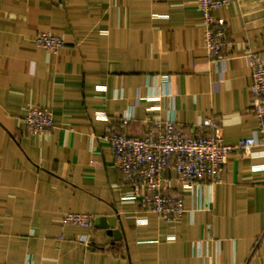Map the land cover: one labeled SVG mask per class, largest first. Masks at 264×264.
<instances>
[{
  "label": "crops",
  "instance_id": "crops-1",
  "mask_svg": "<svg viewBox=\"0 0 264 264\" xmlns=\"http://www.w3.org/2000/svg\"><path fill=\"white\" fill-rule=\"evenodd\" d=\"M213 16L231 44L211 59L196 0H0V264H264V155L231 153L221 180L191 187L173 173L187 211L165 219L100 136L142 135L152 119L199 136L212 118L227 143L259 140L249 51L264 53V0ZM38 31L66 45L38 47ZM30 105L51 110L50 132L27 130Z\"/></svg>",
  "mask_w": 264,
  "mask_h": 264
},
{
  "label": "built area",
  "instance_id": "built-area-1",
  "mask_svg": "<svg viewBox=\"0 0 264 264\" xmlns=\"http://www.w3.org/2000/svg\"><path fill=\"white\" fill-rule=\"evenodd\" d=\"M201 13L203 42L209 58H219L222 49L231 44L224 19L213 11L228 5L230 0H196ZM38 47L57 52L66 41L50 31H38L34 37ZM251 72L250 111L258 123L260 138L248 136L234 143L224 141L220 128L212 118L205 121L210 134L185 135L172 119H152L147 131L138 136L109 129L101 136L113 152V164L144 208L165 219L182 216L187 210L179 195L169 192L172 174L178 183L191 187L203 179L221 180L224 166L231 153L240 156L264 155V53L249 51ZM24 122L31 133H48L53 128L52 112L40 105H30ZM255 147H259L258 150ZM63 222L93 227L95 218L83 212H67ZM24 264H31L28 260Z\"/></svg>",
  "mask_w": 264,
  "mask_h": 264
}]
</instances>
